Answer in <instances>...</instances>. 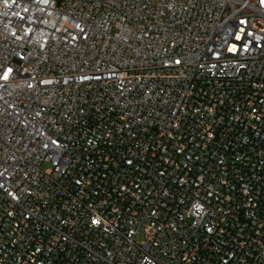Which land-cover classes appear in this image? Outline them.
Listing matches in <instances>:
<instances>
[{"label":"built area","instance_id":"1","mask_svg":"<svg viewBox=\"0 0 264 264\" xmlns=\"http://www.w3.org/2000/svg\"><path fill=\"white\" fill-rule=\"evenodd\" d=\"M0 264H264V0H0Z\"/></svg>","mask_w":264,"mask_h":264},{"label":"rangeland","instance_id":"2","mask_svg":"<svg viewBox=\"0 0 264 264\" xmlns=\"http://www.w3.org/2000/svg\"><path fill=\"white\" fill-rule=\"evenodd\" d=\"M50 165L49 164H44L43 165V168H48ZM142 234H140L139 236H138V239H141L142 238Z\"/></svg>","mask_w":264,"mask_h":264},{"label":"snow or ice","instance_id":"3","mask_svg":"<svg viewBox=\"0 0 264 264\" xmlns=\"http://www.w3.org/2000/svg\"><path fill=\"white\" fill-rule=\"evenodd\" d=\"M95 222V221H94Z\"/></svg>","mask_w":264,"mask_h":264}]
</instances>
